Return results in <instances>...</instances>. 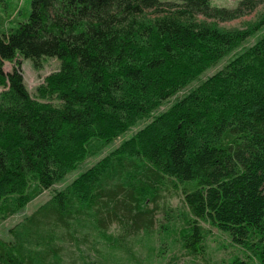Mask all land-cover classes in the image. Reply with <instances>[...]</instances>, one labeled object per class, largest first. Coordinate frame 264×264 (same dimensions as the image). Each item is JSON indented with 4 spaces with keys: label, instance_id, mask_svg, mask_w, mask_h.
<instances>
[{
    "label": "trees",
    "instance_id": "obj_1",
    "mask_svg": "<svg viewBox=\"0 0 264 264\" xmlns=\"http://www.w3.org/2000/svg\"><path fill=\"white\" fill-rule=\"evenodd\" d=\"M259 4L30 0L21 21L19 10L0 9V220L141 125L32 213L18 243L0 240V264H42L24 251L38 217L67 229L79 215L117 246L129 233L148 234L164 182L181 186L186 212L174 234L187 255L203 253L206 223L244 252L231 264H264V35L238 51L264 15L245 31L213 25ZM45 58L59 66L34 98L21 59L39 69ZM111 223L123 230L115 239L105 232Z\"/></svg>",
    "mask_w": 264,
    "mask_h": 264
},
{
    "label": "rangeland",
    "instance_id": "obj_2",
    "mask_svg": "<svg viewBox=\"0 0 264 264\" xmlns=\"http://www.w3.org/2000/svg\"><path fill=\"white\" fill-rule=\"evenodd\" d=\"M238 1L211 0V3L215 6L233 9ZM0 9L7 11L9 15H14L19 10L15 19L21 21L29 14L30 0H6V4L0 2ZM263 12L264 5L259 4L248 14L230 21H218L213 25L226 31H245L255 25L264 15ZM263 35L264 28H260L241 45L238 51L252 46ZM226 61L227 59H224L216 66L208 69L201 77L204 79L213 75L223 67ZM40 63L41 67L34 69L30 60L21 59L24 84L34 98L36 97L34 91L41 84L42 79L57 70L59 66V62L54 58L42 59ZM12 66L13 64L6 62L4 70L9 71ZM140 127L141 125L130 129L103 147L97 154L88 157L76 168L71 169L61 181L31 198L24 209L5 220H0V240L6 243H18L15 232L20 230L21 225L32 213L49 204L54 193L63 191L77 176L113 151L122 140L129 138ZM177 186L178 192L165 182L161 186L160 196L156 200L153 226L148 234L144 231L129 233L125 239L119 241L120 244L117 246L115 241L108 242L100 237L92 221H86L84 217L79 215L70 221L67 229L58 223H46L44 220L41 222L38 217V234H35V238L28 239L29 243L24 244V251L34 250L36 258L40 259L42 264H231L234 261H245L244 252L231 241L227 234L206 223L202 225L205 230L203 253L186 254L174 234L180 230L181 217L186 212L179 194L181 186L178 184ZM50 223L56 224V227ZM51 228L53 231H50ZM105 232L107 236H112L115 239L123 230L116 223H111ZM44 253L48 254L45 258H43Z\"/></svg>",
    "mask_w": 264,
    "mask_h": 264
}]
</instances>
